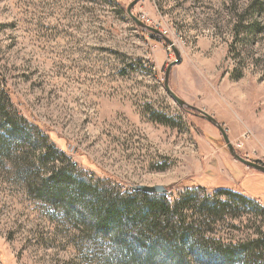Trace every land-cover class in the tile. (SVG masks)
I'll use <instances>...</instances> for the list:
<instances>
[{"label":"rangeland","instance_id":"1","mask_svg":"<svg viewBox=\"0 0 264 264\" xmlns=\"http://www.w3.org/2000/svg\"><path fill=\"white\" fill-rule=\"evenodd\" d=\"M130 1L0 0V264H103L123 250L65 192L37 195L53 171L111 194L199 183L186 188L191 264H264V173L163 85L173 46V91L264 164V0H138L132 13L171 45L140 31Z\"/></svg>","mask_w":264,"mask_h":264},{"label":"trees","instance_id":"2","mask_svg":"<svg viewBox=\"0 0 264 264\" xmlns=\"http://www.w3.org/2000/svg\"><path fill=\"white\" fill-rule=\"evenodd\" d=\"M249 6H253V2ZM140 31L155 38L148 30L140 28ZM4 91L9 92V89L6 87ZM1 117L5 118V115L1 114ZM35 124L47 132L42 124ZM60 152L65 153L62 149ZM62 176L61 173L53 171L47 179L37 178L33 190L37 195L47 198L57 197L65 192L67 204L80 203L85 210H89L98 233H109L115 243L122 240L123 250L115 252V255L105 259L103 264H191L185 246L199 230L193 227L187 216L186 208L189 203L186 188L203 185L184 184L185 190L182 193L168 198L164 194H150L142 190L111 194L108 191V182L97 181L84 185L80 182L74 183L70 176L68 180H62ZM71 182L75 185L69 186ZM242 198L248 200L247 197ZM258 198L261 197H257L256 202H259ZM202 206V210L208 214V210H211L207 207L209 204ZM260 206L264 207L262 204ZM261 234L264 235V232ZM257 241L258 239L252 242ZM156 247H162L166 252H174L176 256L168 260V263L167 254L163 259V256L157 255ZM220 250L228 251L230 248L221 247Z\"/></svg>","mask_w":264,"mask_h":264},{"label":"water","instance_id":"3","mask_svg":"<svg viewBox=\"0 0 264 264\" xmlns=\"http://www.w3.org/2000/svg\"><path fill=\"white\" fill-rule=\"evenodd\" d=\"M138 0H131L127 7H126V11L127 13L130 15V17L132 18V20L136 23L137 26H139L140 28L142 29H145V30H148L154 34H158L162 37V39L169 43L171 45V41L161 35V33L145 24L143 21H141L139 18H137L131 11V8L136 4ZM172 49L174 51V55H175V58L173 60H171L167 66H166V69L164 71V76H163V85H164V88L165 90L167 91V93L173 98V100L181 107V108H185V109H188V110H192V111H197L199 113V115L206 119L207 121H209L211 124H213L220 132L224 142H225V146L228 150V152L230 153V155L236 159L237 161L241 162L242 164L248 166V167H251L252 169H255L257 171H260L262 173H264V164L262 163H259L258 161H255V160H251V159H247L243 156H241L235 149V147L230 143L229 141V138L224 130V128L222 127V125L210 114H208L207 112L193 106V105H190L188 104L185 100H183L179 95H177L173 89L170 87L169 85V75H170V72H171V69L173 66H175L176 64L180 63L181 61V57L177 51V49L175 47L172 46ZM134 190H142L144 192H148V193H164V192H167V188L164 187L163 185H142V184H137V185H134L132 187Z\"/></svg>","mask_w":264,"mask_h":264}]
</instances>
